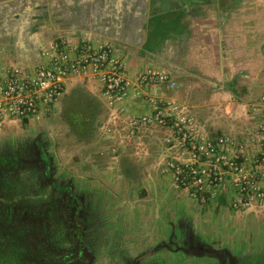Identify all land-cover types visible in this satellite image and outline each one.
I'll use <instances>...</instances> for the list:
<instances>
[{"label":"crops","instance_id":"obj_1","mask_svg":"<svg viewBox=\"0 0 264 264\" xmlns=\"http://www.w3.org/2000/svg\"><path fill=\"white\" fill-rule=\"evenodd\" d=\"M63 38L111 43L133 76L146 66L165 70L179 87L169 90L162 85L154 91L187 104L200 125L214 134L246 132L252 125L247 111L264 93V0H0V62L34 67ZM80 88L101 103L104 113L100 118L106 117L113 126L102 127L104 131L122 129L106 104L101 83L92 77L69 78L55 108ZM127 109L149 112L145 99L136 96L129 97ZM155 128L161 129L153 126L136 131L133 155L143 149L139 143L154 137ZM161 132L162 168L167 153ZM124 144L117 146L119 164L121 152H128ZM138 161L133 176L139 180L149 172L141 170ZM162 175L172 184L170 174ZM151 177L159 180L152 183L159 187L158 197L169 201L166 182L154 173ZM226 202L220 196L214 203L221 207Z\"/></svg>","mask_w":264,"mask_h":264},{"label":"flooded vegetation","instance_id":"obj_2","mask_svg":"<svg viewBox=\"0 0 264 264\" xmlns=\"http://www.w3.org/2000/svg\"><path fill=\"white\" fill-rule=\"evenodd\" d=\"M49 128L0 138V264H264L184 213L157 227L123 219L90 171L63 163Z\"/></svg>","mask_w":264,"mask_h":264},{"label":"built area","instance_id":"obj_3","mask_svg":"<svg viewBox=\"0 0 264 264\" xmlns=\"http://www.w3.org/2000/svg\"><path fill=\"white\" fill-rule=\"evenodd\" d=\"M75 76L101 83L106 104L130 137L145 127L163 129L167 155L161 172L171 175L174 189L201 205L224 196L236 212L264 208V93L247 111L252 125L246 132L214 134L187 104L154 91L179 87L165 70L146 66L133 76L111 43L63 38L34 67L0 62V127L17 119L48 118ZM130 96L143 97L149 112L128 111Z\"/></svg>","mask_w":264,"mask_h":264},{"label":"rangeland","instance_id":"obj_4","mask_svg":"<svg viewBox=\"0 0 264 264\" xmlns=\"http://www.w3.org/2000/svg\"><path fill=\"white\" fill-rule=\"evenodd\" d=\"M62 113L63 106L59 103L48 118L34 117L28 123L23 122L21 119L7 122L0 127V138L9 135H21L25 131H31L32 134H35L36 131L37 133L40 132L37 128L46 130L48 126L62 143L58 148V155L63 163L71 171L78 169L81 172L82 170L90 171L93 181L103 187L104 190L106 187L107 190L105 192L109 194V199L115 200L114 207L119 209V212L121 211L120 213L118 212V215L122 213L123 219H129V221L133 219L144 223L145 226L153 225V227H157L161 224V221L165 220V213H168V216H174L175 212L184 213L183 215L195 225L196 230L209 240L216 243H224L234 248L241 246L252 253L256 250L259 253H264V208L253 207L246 211L236 212L230 209L228 202L221 207H217L216 203H214L215 201L209 205H201L196 203L187 193L179 194V190H175L170 181L162 177L159 165L162 159L163 146L160 143L161 139L159 140L158 138V136L162 135L161 129L155 128L156 130H152L154 134L151 133V135L154 137L148 139L146 143H139L141 148L143 146V149L140 150V155L136 153L133 155V152L137 148L133 143L132 137L127 136L126 133L121 131L122 129H112V131L110 129V132L102 129L105 126H108L107 129L113 128V126L108 125L109 120L106 117L98 118L95 121V126H99V128L93 135L89 136V142H86V139L78 141L73 137L67 141L69 131L62 118ZM113 124L115 125L114 122ZM223 132L227 133L231 131L225 130ZM46 135L51 137L50 132L47 134H42L41 132L42 137L48 138ZM109 135L113 136L110 137ZM62 141H65V143ZM122 144L129 148L128 152L126 151L127 154L121 152L119 157L126 158L125 160H129L131 164H133L131 162V159H133V161H136L133 164L136 168L137 162H139L138 159H141L142 164L140 168L145 172H149L150 175L148 174V177L144 178L141 175V180L122 178L124 174L117 160L118 157L112 153V147L118 146L120 148L119 145ZM92 146L93 151L88 153L86 150ZM147 146L151 147L148 151L146 150ZM86 152L88 153L87 156L84 154ZM99 153L105 159L104 164L100 163L103 158L102 156L97 159ZM75 154L83 158L76 160L74 159ZM149 157L150 160H148ZM103 170L107 171L106 174L103 173L104 175L101 174ZM152 173L166 182L167 192L169 191L170 193L167 196L169 201L158 197L161 196L160 192L157 191L159 187H156V184L153 186L152 183H156L159 180H151Z\"/></svg>","mask_w":264,"mask_h":264},{"label":"trees","instance_id":"obj_5","mask_svg":"<svg viewBox=\"0 0 264 264\" xmlns=\"http://www.w3.org/2000/svg\"><path fill=\"white\" fill-rule=\"evenodd\" d=\"M102 113H104V109L101 106V103L97 101L89 92L85 91L83 88L73 91L72 95L66 97L63 103L62 118L69 131L66 140L68 141L69 138L73 137L78 141L86 139V142H89V136L93 135V133L99 128V126H95V121L101 117L100 115ZM65 141L62 142L65 143ZM61 144V141L58 140L59 147ZM86 151L88 153L93 151V146ZM87 152L84 153L86 156L88 155ZM82 158L83 157H80V155L75 154L74 156V159L76 160ZM125 159L126 158L124 157L120 158L121 171L125 173L126 179L134 180V166L129 162V160Z\"/></svg>","mask_w":264,"mask_h":264}]
</instances>
